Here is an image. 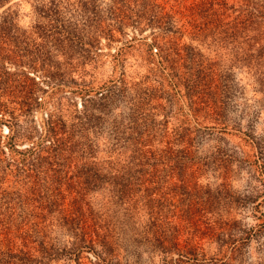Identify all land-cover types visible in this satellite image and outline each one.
I'll return each instance as SVG.
<instances>
[{
    "label": "rangeland",
    "instance_id": "obj_1",
    "mask_svg": "<svg viewBox=\"0 0 264 264\" xmlns=\"http://www.w3.org/2000/svg\"><path fill=\"white\" fill-rule=\"evenodd\" d=\"M0 264H264V0H0Z\"/></svg>",
    "mask_w": 264,
    "mask_h": 264
},
{
    "label": "trees",
    "instance_id": "obj_2",
    "mask_svg": "<svg viewBox=\"0 0 264 264\" xmlns=\"http://www.w3.org/2000/svg\"><path fill=\"white\" fill-rule=\"evenodd\" d=\"M48 133L52 136H55V141L53 142V149L55 150L59 146V137L57 135V128L54 121H50L48 125ZM156 153L147 154L143 149H138L135 163L139 166L147 167L148 165L156 164L157 155ZM47 157V156H46ZM34 165L33 160L28 163V166Z\"/></svg>",
    "mask_w": 264,
    "mask_h": 264
}]
</instances>
